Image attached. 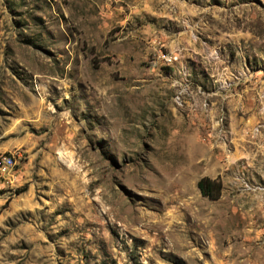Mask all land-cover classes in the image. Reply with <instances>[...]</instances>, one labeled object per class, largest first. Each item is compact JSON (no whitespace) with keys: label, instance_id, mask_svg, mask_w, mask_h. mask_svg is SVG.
Returning <instances> with one entry per match:
<instances>
[{"label":"rangeland","instance_id":"374dc122","mask_svg":"<svg viewBox=\"0 0 264 264\" xmlns=\"http://www.w3.org/2000/svg\"><path fill=\"white\" fill-rule=\"evenodd\" d=\"M1 154L0 264H264V0H0Z\"/></svg>","mask_w":264,"mask_h":264},{"label":"trees","instance_id":"16d2710c","mask_svg":"<svg viewBox=\"0 0 264 264\" xmlns=\"http://www.w3.org/2000/svg\"><path fill=\"white\" fill-rule=\"evenodd\" d=\"M196 185L202 196L210 199L219 197L221 183L217 179L202 177L197 181Z\"/></svg>","mask_w":264,"mask_h":264},{"label":"built area","instance_id":"2783aa9c","mask_svg":"<svg viewBox=\"0 0 264 264\" xmlns=\"http://www.w3.org/2000/svg\"><path fill=\"white\" fill-rule=\"evenodd\" d=\"M11 159H14L13 155L1 154L0 169H4L3 179L11 176V171L13 170V168H11ZM3 179H0V181Z\"/></svg>","mask_w":264,"mask_h":264},{"label":"bare ground","instance_id":"6f19581e","mask_svg":"<svg viewBox=\"0 0 264 264\" xmlns=\"http://www.w3.org/2000/svg\"><path fill=\"white\" fill-rule=\"evenodd\" d=\"M13 163H14V159H11V166L13 165Z\"/></svg>","mask_w":264,"mask_h":264}]
</instances>
